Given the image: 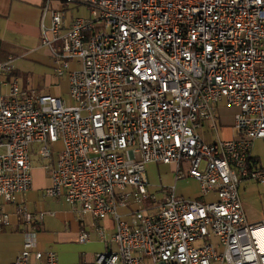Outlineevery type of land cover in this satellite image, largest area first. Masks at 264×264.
Here are the masks:
<instances>
[{
  "label": "built area",
  "instance_id": "1",
  "mask_svg": "<svg viewBox=\"0 0 264 264\" xmlns=\"http://www.w3.org/2000/svg\"><path fill=\"white\" fill-rule=\"evenodd\" d=\"M67 4L87 15L67 22ZM42 7L40 46L67 80V97L23 89L14 57L0 61V200L31 189L37 155L50 179L44 196L65 200L81 224L91 217L109 246L93 264H264V216L240 195L242 181L264 184L252 155L264 141V0ZM222 102L236 108L230 138L220 135ZM204 121L212 141L198 132ZM150 163L174 164L175 180L194 179L198 197L175 186L151 190ZM46 213L16 203L24 226ZM10 223L0 212V229ZM23 233L10 264H58L33 228ZM89 240L83 224L78 242Z\"/></svg>",
  "mask_w": 264,
  "mask_h": 264
},
{
  "label": "crops",
  "instance_id": "2",
  "mask_svg": "<svg viewBox=\"0 0 264 264\" xmlns=\"http://www.w3.org/2000/svg\"><path fill=\"white\" fill-rule=\"evenodd\" d=\"M42 2L43 0H0V43H3L4 50L9 51L13 55L14 73L18 77L19 84L23 89L34 90L38 93H52L62 97H67V80L65 78H58L53 74L55 76V81L52 82L50 77L46 78L45 75L40 77L38 74H35V76L32 78L27 77V75L22 77L23 73L20 69L22 65L16 59V57L19 55L22 57L33 56L38 49L42 48L40 46V8L42 7ZM52 4L53 6H58L56 1H53ZM45 20L46 16L43 21L44 24ZM49 64L52 67L51 57L49 58ZM62 86H65V89H62ZM235 111V107L228 106L224 102L219 104V130L220 135L223 138H230L235 135V131L232 129L233 114ZM200 129L201 128H198V130ZM225 129H227L226 136L222 135V131L224 132ZM206 132L210 134V140H206L202 134L200 135L206 141H212L214 138L213 135L209 130ZM252 155L261 165L260 157H257L254 154ZM152 165H158V163L148 164L147 171ZM165 165H170L169 170H173L174 175V164ZM32 176L33 184L30 190L23 194H17L14 202H4L0 200V212L9 213L11 218V223L5 227L13 226V232L18 234L14 244L15 250L8 256L3 255L0 252V263H11L13 258L20 251L25 239L23 230L27 228H33L36 231L37 246L44 250H54L58 255V264H93L96 254L95 251L100 247H98L94 253L86 251L84 256L81 257L80 253L77 251L70 249L67 250L65 245L59 243L60 240H67L68 238H71L72 235L78 237L81 226L84 224L85 228L90 232V240L84 243H80L77 240L76 242L79 243V246L89 248L90 246L95 245V243L105 246V244L99 240L97 232L94 230L93 220L91 217L88 216L84 218V221H82L83 224H81L79 219L71 210L70 205L67 204L62 198L40 199L38 192H40V190H44V188L49 185V175L47 174V171L41 167V165H34L33 162ZM174 181V184L171 186H175V192L179 188L177 187V183L179 181L194 182L197 186L194 191H192L189 184L186 183L184 187H180L179 194H182L184 193V190L189 189L192 195L198 197V184L194 179L188 178L176 181L174 177ZM149 184L150 186L153 185L150 182ZM208 195L213 196V194ZM240 195L243 201L257 207L260 213L264 216L263 209L255 200L244 199L241 192ZM16 203H22L29 211L33 212L34 214H37L39 210H45L48 211V213L44 214L39 223H34L32 226H24L20 217L16 214ZM101 223L106 228L107 234H110L112 229L111 218H106ZM5 227H2L1 229L3 230ZM1 229L0 233H2ZM68 247L71 246L69 245Z\"/></svg>",
  "mask_w": 264,
  "mask_h": 264
},
{
  "label": "rangeland",
  "instance_id": "3",
  "mask_svg": "<svg viewBox=\"0 0 264 264\" xmlns=\"http://www.w3.org/2000/svg\"><path fill=\"white\" fill-rule=\"evenodd\" d=\"M41 5L43 6V2ZM54 7L56 6L54 5L52 8ZM62 8L65 9L64 11L67 17L66 21H69L71 17L87 15V11L84 6H73L72 4H67V5H63ZM42 10H43V7L40 8L41 15H42ZM50 21H51V15H50V10H49V12L46 14L45 25H49ZM53 45L55 44L53 43ZM41 47L42 48L38 49L37 52L33 56L22 57L21 55H19L16 57L18 62L22 65V66L20 65L21 66L20 69L23 73L22 77L27 75V77L32 78L35 76V74H38L40 77H43L45 75L46 78L50 77V79L53 82L55 81V76L53 75L54 70L49 64V58L51 57L50 50L47 47H43V46ZM62 89H65V86H62ZM63 97L66 98V96H63ZM208 130H209L208 122L204 121L202 128L198 131L200 134H202V136L206 140L211 139L210 134L206 132ZM226 131L227 129H225L224 132L222 131V135L226 136L227 135ZM252 154H254L257 157H260L261 166L262 168H264V141L263 140L258 139L254 142L253 148H252ZM32 159H33L34 165H42V164H45L46 162L45 160H40V158L37 155H33ZM169 169H170V165H165L163 163H158V165H152L149 168V170L147 171L148 180L151 184H153L150 186L151 190L157 189L158 185L169 187L174 184L175 181H174L173 170H169ZM186 183L189 184L192 191H194V189L197 188L196 184L192 181H189V182L179 181L177 183V187H179L178 190H176L177 194H179L180 187H184ZM183 192L184 193L182 194L184 196L196 197L191 194L189 189L184 190ZM240 192L244 199L255 200L264 211V184L257 183L252 180L242 181L240 183ZM38 193H39L40 199H50V198H46L43 195V190H40V192ZM212 198L213 196L207 195L204 198V201L208 202ZM13 231H14L13 226H9V227L3 228L2 233H0V247H1L0 252L3 255L8 256L15 250L14 244L16 242V238L18 234ZM108 238H109V234H108ZM77 240H78V237H75L72 235L71 238H68L67 240H63V241L60 240L59 243H61L62 245H65L67 250L70 249V250L77 251L78 253H80L81 257L84 256L86 251L94 253V251L98 247L100 248L97 249L95 253L103 251L106 248H109V246L107 245L105 246L101 244L98 245V243H95V245L90 246L89 248L88 247L84 248L82 246H79V243L76 242ZM69 245L71 247H68ZM111 248L115 249L116 246L112 244Z\"/></svg>",
  "mask_w": 264,
  "mask_h": 264
},
{
  "label": "trees",
  "instance_id": "4",
  "mask_svg": "<svg viewBox=\"0 0 264 264\" xmlns=\"http://www.w3.org/2000/svg\"><path fill=\"white\" fill-rule=\"evenodd\" d=\"M9 56H13L12 53H10L9 51L4 50L3 49V43H0V61L7 59ZM256 163L260 165V163L258 162L257 159H256Z\"/></svg>",
  "mask_w": 264,
  "mask_h": 264
}]
</instances>
